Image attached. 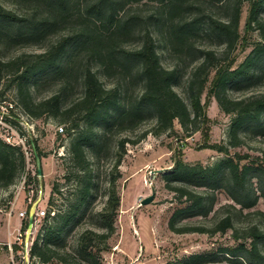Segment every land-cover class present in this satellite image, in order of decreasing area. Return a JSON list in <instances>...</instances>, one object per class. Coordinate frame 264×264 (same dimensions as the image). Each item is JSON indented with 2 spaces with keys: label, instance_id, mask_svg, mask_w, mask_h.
Returning a JSON list of instances; mask_svg holds the SVG:
<instances>
[{
  "label": "trees",
  "instance_id": "obj_1",
  "mask_svg": "<svg viewBox=\"0 0 264 264\" xmlns=\"http://www.w3.org/2000/svg\"><path fill=\"white\" fill-rule=\"evenodd\" d=\"M16 6L25 9L22 15L11 9L0 6V42L12 41L17 44L45 43L49 37L60 34L46 48L37 53H22L13 58H0V73L11 72V83H16L15 98L18 104L29 114L39 117L58 115L67 117L77 112L83 115L85 127L69 145V154L73 162L83 164L80 169L89 171L87 153L96 154L104 144V135L110 126L118 129H131L145 119L152 117L155 125L154 134H159L172 126L175 119L188 130L197 129L206 120L201 94L210 79L208 92L213 96L220 109L232 115L228 129V145L237 146L247 134L264 136V90H258L242 97H232L229 91L240 89L241 85H264V26L261 12L264 0H246L249 3L246 28L256 24L260 28L262 42L238 65L232 68L234 57L231 56L239 38V20L243 0H233L227 6L229 13L221 16H193L194 5L189 0H9ZM152 2L154 3L152 6ZM207 19V27L201 23ZM217 35L225 46L220 51L211 48H197L194 39L199 31ZM167 40L168 49L175 54L176 60L188 58L194 62L186 82L190 109L176 92L178 82V64L171 68L161 64L156 49L155 33H161ZM131 39L137 41L133 49H128ZM93 65H97L102 75L117 74L125 76L131 68H136V78L141 81L139 93L133 97L121 91L122 84L105 88L99 80ZM77 75V76H76ZM76 77L81 80L83 93L68 106L62 107L61 94L55 93L48 98L35 101L30 88L44 79ZM98 127V129H97ZM117 142L116 160L113 169L116 171L123 154L125 142ZM37 154L43 156L33 141ZM212 148L228 153L227 146L211 144ZM246 155L235 154L219 160L211 166L189 164L181 159L174 162L173 170L165 178L169 190L179 197L190 201L186 210L204 209L205 196L196 194L185 186L195 182L198 186L223 188L235 204L230 207L237 214L243 209L252 208L259 196L264 198V150L260 163L240 164ZM25 157L19 146L11 145L0 138V188L10 186L18 173L25 169ZM110 178V190L106 205L99 216L111 231L119 197L115 191L116 171ZM256 178L257 187L250 180ZM171 181L175 182L173 184ZM56 185L53 186V189ZM77 197L71 204L69 212L59 214L58 223L46 227L41 242L36 238L30 247V257L40 262L56 258L64 264H82L68 261L69 254L61 253L62 234L67 225L82 211L91 190V180L87 176ZM258 190V194L256 192ZM53 210H51L52 212ZM202 211V212H201ZM233 213L222 217L212 228L204 226H178L170 221L169 227L177 233L184 232H224L233 228ZM264 217V212L256 211ZM53 214L45 213L42 222ZM43 230V228L41 229ZM233 236L245 240L250 238L249 247L241 243L238 247L219 250L229 257H240L250 264L263 263L264 256L260 248L264 241V230L257 225L244 229L240 235ZM106 235L93 230H84L78 240V248L85 257L92 256L88 248L93 246L96 238ZM14 249L17 245L14 244ZM242 249V251H241ZM63 252V251H62ZM204 254H192L186 260L175 264H211ZM93 264H98L93 260Z\"/></svg>",
  "mask_w": 264,
  "mask_h": 264
},
{
  "label": "rangeland",
  "instance_id": "obj_2",
  "mask_svg": "<svg viewBox=\"0 0 264 264\" xmlns=\"http://www.w3.org/2000/svg\"><path fill=\"white\" fill-rule=\"evenodd\" d=\"M233 0H189L194 5L192 15L224 16L230 9L227 6ZM152 2V6H153ZM0 6L11 9L18 14H27L9 0H0ZM249 3L242 1L239 20V38L231 56L234 57L232 68L242 62L254 47L262 42L260 28L252 24L246 28ZM25 14V15H26ZM261 21L264 26V9L261 12ZM202 28L207 27V19L201 23ZM201 30L194 42L197 48H211L220 51L225 43L215 34L204 33ZM60 34L48 38L45 43L24 45L12 41L0 42V58L7 60L22 53H37L46 48ZM156 49L163 66L171 68L178 64L179 78L174 86L176 92L186 102L190 109L189 97L186 91V82L190 75L194 62L188 58L176 60L175 54L169 51L167 40L161 33H155ZM137 45L135 39L127 43L128 49ZM93 70L105 88L122 84L121 91L127 88L128 96L135 97L141 88V81L136 78V68L133 66L130 73L123 79L122 76L102 75L97 65ZM209 76L206 88L201 94V103L204 106L206 120L201 122L197 129L189 127L188 130L175 119L172 126L154 134L152 129L155 119L149 117L131 129H118L110 126L104 135V144L96 154L87 153L89 171L80 169L83 164L75 163L69 154V145L85 127V121L81 113L74 112L69 116L45 115L39 117L29 115L15 98L16 83H11V72L0 73V99L4 98L13 104L14 126L20 133H24V146L32 151L28 161H25V169L21 170L14 182L0 188V264H64L53 258L48 262H40L36 257H30V251L24 255L19 246L14 249L17 228H24L26 217H19L18 212L30 210L32 203L37 200L40 208L56 212L54 219L51 216L44 222L43 217L33 223V231L28 234L29 247L34 240L41 239L46 227L59 222V214L69 212L74 200L79 197V187L87 179L91 180V190L86 199L82 211L66 226L61 240V253L69 254L67 260L82 264H175L186 260L192 254H204L211 264H250L249 261L236 257L233 259L219 250L229 247H238L241 243L249 247L250 238L245 240L233 236L234 230L238 235L247 227L257 225L264 230V217L257 210L264 212V198L259 196L256 204L250 209H243L241 214L233 213L230 204L239 208L223 188H211L198 186L195 182L185 186L196 194L205 196L207 213L200 214L199 209L186 210L190 201L185 197H179L177 193L167 187L165 178L173 170L174 162L181 159L189 164L211 166L227 156L235 154L246 155L240 160V164L260 163L264 150V136L247 134L243 136L242 143L237 146L228 145V129L232 115L222 111L216 99L208 92ZM77 76V75H76ZM258 90H264V85H241L240 89L229 91L232 97H242ZM31 97L39 101L50 97L55 93L61 94L62 107L68 106L83 93L81 80L72 76L66 78L44 77L36 85L30 88ZM62 130H59V128ZM98 129V127H97ZM125 142V153L117 166L118 175L115 178V191L119 197V205L113 216V228L110 231L99 216L101 209L106 205L110 190L111 175L115 176L113 165L116 160L115 152L117 142L121 139ZM35 142L43 154L41 156L42 175L36 173L33 156L32 142ZM211 144L227 146L228 153L212 148ZM24 154L23 146H19ZM25 157V156H24ZM264 164V162H263ZM173 184L175 182L171 181ZM252 186L257 187L256 178L250 180ZM56 188L53 189V186ZM258 194V190H256ZM153 199L146 204H140V200L150 194ZM40 198V200H38ZM37 208L36 206L34 207ZM202 212V211H201ZM233 213V228H227L224 232H184L177 233L170 229L172 221L178 226H204L212 228L222 217ZM59 219V220H58ZM43 228V230H41ZM93 230L106 235L95 239L93 246L88 248L92 256L85 257L78 248V240L84 230ZM11 245V249L10 246ZM260 248L264 256V241ZM63 251V252H62ZM242 251V249H241ZM264 264V260L263 263Z\"/></svg>",
  "mask_w": 264,
  "mask_h": 264
},
{
  "label": "built area",
  "instance_id": "obj_3",
  "mask_svg": "<svg viewBox=\"0 0 264 264\" xmlns=\"http://www.w3.org/2000/svg\"><path fill=\"white\" fill-rule=\"evenodd\" d=\"M14 119L13 104L7 99H0V138L11 145L23 146L25 161H28L29 157L32 155V151L30 148L28 150L24 146L25 135L24 133H20L21 130H19L17 126H14ZM59 130H62V128L60 127ZM38 200H40V198ZM37 203V200L32 203L28 213H26L25 210L18 212L19 217H26L27 223L25 224L24 228H17L14 242L16 243L17 247L19 246L21 252L24 255L28 254L30 249L27 238L28 234H31L33 231V223L36 220L44 217L46 213V210L40 208ZM35 206L37 208L34 210ZM50 214H53V211L50 212ZM30 215L33 217L32 222H29L28 220ZM9 246L11 249V245Z\"/></svg>",
  "mask_w": 264,
  "mask_h": 264
},
{
  "label": "water",
  "instance_id": "obj_4",
  "mask_svg": "<svg viewBox=\"0 0 264 264\" xmlns=\"http://www.w3.org/2000/svg\"><path fill=\"white\" fill-rule=\"evenodd\" d=\"M32 149H33V156H34V160H35L36 173H37L38 176H41V175H42L41 158H40V156L37 154V152H36L34 146L32 147ZM153 197H154V194L152 193V194H150V195H148V196L142 198V199L140 200V204H146V203H149V202L153 199ZM28 220H29V222H32L33 217L30 215V216L28 217Z\"/></svg>",
  "mask_w": 264,
  "mask_h": 264
}]
</instances>
